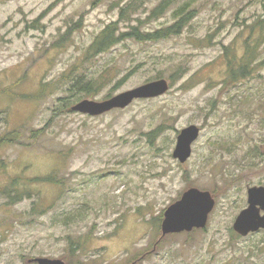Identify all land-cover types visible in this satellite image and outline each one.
I'll use <instances>...</instances> for the list:
<instances>
[{
  "label": "rangeland",
  "instance_id": "obj_1",
  "mask_svg": "<svg viewBox=\"0 0 264 264\" xmlns=\"http://www.w3.org/2000/svg\"><path fill=\"white\" fill-rule=\"evenodd\" d=\"M133 1L0 0V88L10 91H0V138L18 134L0 146V188L36 194L16 205L0 195V264H67L73 243L72 264H264V231L232 229L247 189L264 187V29H249L264 18V0H173L156 18L163 0H138L131 18L142 32L171 26L184 4L194 18L176 36L90 56ZM247 44L254 71L228 82L225 48L240 61ZM106 70L111 81L71 91ZM161 79L164 95L123 110L70 109ZM190 125L200 133L181 164L172 153ZM51 176L58 183L28 181ZM191 188L214 201L206 227L163 236L164 212ZM36 205L45 212L32 213Z\"/></svg>",
  "mask_w": 264,
  "mask_h": 264
},
{
  "label": "water",
  "instance_id": "obj_2",
  "mask_svg": "<svg viewBox=\"0 0 264 264\" xmlns=\"http://www.w3.org/2000/svg\"><path fill=\"white\" fill-rule=\"evenodd\" d=\"M168 90L169 83L161 79L119 93L102 102L82 100L70 109L79 114L96 117L113 110H123L135 100L158 98ZM199 133L200 130L195 125L182 129L177 136L172 157L181 164L185 163L191 156L192 145L199 137ZM213 206L214 201L208 192L199 191L195 188L187 190L178 201L164 212L161 223L162 235L204 229ZM232 229L241 237H246L260 230L264 231V187L254 186L247 189V207L237 215ZM34 262L37 264H64L60 260L47 258H36Z\"/></svg>",
  "mask_w": 264,
  "mask_h": 264
},
{
  "label": "trees",
  "instance_id": "obj_3",
  "mask_svg": "<svg viewBox=\"0 0 264 264\" xmlns=\"http://www.w3.org/2000/svg\"><path fill=\"white\" fill-rule=\"evenodd\" d=\"M138 0H135L133 2H129L125 6L121 7L119 10V16L116 22H112L104 27V29L94 38V41L92 45L89 47V55L90 56H97L102 53H105L109 50H111L114 46L117 44L124 42L126 40H134L139 43H148V42H158L164 39H167L171 36H176L188 25V23L194 18L193 11L188 8V4H184L182 6H179L175 12L174 16L176 21L169 27L162 28L153 32H142L140 30L139 24L140 21L136 19H132L131 16L137 11L138 6ZM173 3V0H163L159 3V5L151 12V18L158 17L169 5ZM131 21H134L136 24H131ZM120 23H127L126 29H128L125 32H120L118 29V25ZM74 27H76L74 25ZM264 29V18L258 19L255 23L251 24L249 27L250 31H253L254 28ZM71 30L69 29V32ZM68 32V33H69ZM65 38V37H64ZM63 38V39H64ZM261 41L264 42V33L261 36ZM260 42L259 40L257 43ZM255 52L256 47L252 44H247L245 47V52L242 56V58L239 60L236 59V56L233 55L230 49L225 48L224 57L226 59V67H227V73H228V82H236L238 80L244 79L251 75V73L254 71L253 64L255 62ZM178 75V74H177ZM111 74L109 73V70L105 71V74L103 76H100V81L97 82L95 80H88L86 82H82L81 79L78 80L74 86L72 87L71 91L74 93L77 90L82 89L83 92H91L94 91L92 88L94 85L102 84L104 81H111ZM0 91L3 92H10L7 89L0 88ZM67 108L68 103H66ZM70 112V111H69ZM19 133V132H18ZM18 138V134L15 132H7L5 136L0 138V146L3 144H10L15 143L16 139ZM29 182H49V183H58L56 182V179H54L53 176L46 177L44 179H33L28 180ZM12 191H9L7 186L0 188V195L4 196L7 203L9 205H16L20 202H22V199H30L32 196H36V194L32 193L30 190H26L21 193L14 195L11 193ZM11 193V194H10ZM39 209V210H37ZM44 207L42 205H39L36 207L33 206L32 213H41L45 212ZM39 214V213H37ZM72 217L66 216L64 219V224L68 225V221H71ZM200 229H194L192 232L197 231ZM77 244V243H75ZM74 243L71 245V251L69 253L67 259V264H72V258L74 257V247L76 246ZM66 264V263H65ZM77 264H81L78 263Z\"/></svg>",
  "mask_w": 264,
  "mask_h": 264
},
{
  "label": "flooded vegetation",
  "instance_id": "obj_4",
  "mask_svg": "<svg viewBox=\"0 0 264 264\" xmlns=\"http://www.w3.org/2000/svg\"><path fill=\"white\" fill-rule=\"evenodd\" d=\"M264 146V145H263ZM262 150H263V148H262ZM264 154V153H263Z\"/></svg>",
  "mask_w": 264,
  "mask_h": 264
}]
</instances>
